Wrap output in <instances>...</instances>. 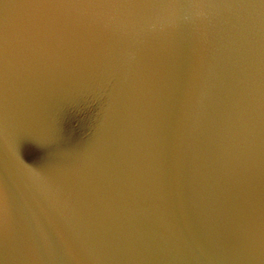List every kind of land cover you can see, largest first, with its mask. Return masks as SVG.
Returning a JSON list of instances; mask_svg holds the SVG:
<instances>
[{"label":"water","instance_id":"95a60500","mask_svg":"<svg viewBox=\"0 0 264 264\" xmlns=\"http://www.w3.org/2000/svg\"><path fill=\"white\" fill-rule=\"evenodd\" d=\"M0 264H264V0H0Z\"/></svg>","mask_w":264,"mask_h":264}]
</instances>
